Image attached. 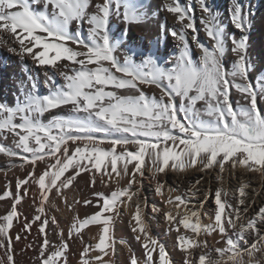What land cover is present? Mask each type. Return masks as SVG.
<instances>
[{
	"label": "snow or ice",
	"instance_id": "obj_1",
	"mask_svg": "<svg viewBox=\"0 0 264 264\" xmlns=\"http://www.w3.org/2000/svg\"><path fill=\"white\" fill-rule=\"evenodd\" d=\"M32 4L41 5L43 11L34 10ZM199 5L205 16L201 23L212 41L211 50L201 45L196 35H193L192 42L202 52L199 66L193 64L184 31H197L189 15L193 9L184 8L178 0H172L165 5V10L181 23V30L173 29L169 32L164 26L161 28L175 38L182 48L175 67L166 71L157 66L151 54L141 64L134 63L131 57H125L121 64L114 55L121 40L127 38L130 26L147 21L148 12L144 0H99L94 4L95 11L92 12L89 11L92 0H0V45L5 46L22 62L30 59L38 68H43L47 77L45 84L49 88L48 95H38L37 82L28 73L24 99L15 107L0 105V136L7 139L5 134H11L14 149H19L16 151L0 145V153L9 158L10 168L19 167L24 170L26 165L31 168L24 177L16 178L15 193L6 184L5 190L0 194V201L10 199V208L0 216V264H19L16 245L27 239V235L21 233L30 234L37 222V235L43 239L38 245L36 264H57L61 258L62 264H70L69 241L75 243L81 229L90 223L103 226L99 241L94 247L104 253L106 240L110 239V229L114 226L116 216L120 215L118 202L125 203L121 197L131 201L138 195L139 188L136 192L131 189L134 183H140L137 175L143 178L145 171L151 173V180H156L157 174L165 173L166 168L182 171L188 167L206 174V170L219 169L220 179H223V173L234 171L242 174L259 173L264 177V114L258 110V98L264 100V84L257 89L249 79L248 37L244 35L239 40L232 39L231 52L236 59L232 71H226L222 64V57L226 53L223 28L217 22L207 0H199ZM113 16L125 26L123 36L115 40L109 32L110 18ZM230 20L242 33L252 27V13L244 11L237 0H233ZM85 23L89 25V42L80 38L79 31L74 34L69 31L70 26L75 25L78 30ZM71 45H76L79 50ZM50 53L53 55L50 56ZM79 57L83 58L78 59ZM60 61L69 63H59ZM89 65L96 67L89 68ZM49 68H54L64 77V87L55 86L53 76L48 72ZM65 70L72 74L69 75ZM25 71L27 73L26 67ZM260 79L264 78H258ZM141 85H154L160 91L159 99L146 96ZM233 88L241 94V100L246 102L239 112L231 103L230 92ZM106 89L134 90L138 95H120ZM198 102H203L206 106L203 115L209 119L202 118L201 111L196 108ZM64 106H71L72 115L54 117L47 124L40 121L39 117L44 113ZM17 118L20 123L15 122ZM97 133L101 135H95ZM105 144L108 145L107 148L103 147ZM129 146L134 150H130ZM177 148L180 150L177 151ZM12 158H18L19 165L11 163ZM38 162L46 165L39 172ZM121 163L122 167L118 171V164ZM70 168L72 174L65 176ZM81 172L89 174L90 185L96 183L98 175L102 184L105 183L103 177L111 178L112 173H116L121 179L125 176L130 178L126 187H118L111 192L110 197L93 192L98 200L103 201L102 206L82 220L73 218L67 238L63 230H60L55 233L59 237V243L52 244L47 229L51 226L59 228V224L54 216L49 219L48 209L45 207V202L49 200L48 194L55 189L54 196H65L63 190H71ZM195 184L199 185L200 180H196ZM33 186V212L29 219L19 210L18 205L30 194ZM194 187L195 185L189 189L192 196L197 194L192 191ZM247 187L244 184L239 188L235 207L222 202V195L227 193L217 190L213 198L214 215H209V219L214 222L208 225L200 223L204 201L199 202L198 207L193 206V209L185 211L177 221L180 205L188 209V201L181 195L175 196L177 214L174 216L166 211L164 219L173 225L169 230L174 229L178 233L174 246L184 253L183 264L227 262L212 260L210 253L204 251L198 260L190 259L194 254H190L188 248H199L200 242L180 234L181 225L197 235L203 232L211 236L218 231L220 239L215 243H223L225 246L216 247L215 251L222 258L228 256L231 264H264L256 256L257 253L264 255V234H261L258 227V222L264 224V206L243 222V214L250 207ZM163 188L164 185L157 181L155 192L162 196ZM73 199L76 200V197ZM76 202L93 206V201L87 198ZM167 203L174 204V201L170 197ZM51 206L57 207L56 204ZM226 208L231 211H226ZM152 210L154 213L161 211L155 206ZM114 211L115 216L109 215L102 219L103 213ZM142 215L143 209L137 203L135 212L131 213L136 226H132L131 231L143 234V239L150 242L151 247L149 243L142 244L145 249L144 259L138 260L133 254L129 264H169L165 246L158 245V240L148 234L146 220L142 219ZM21 218L24 222L13 237L11 229ZM193 218L195 222L190 223ZM229 229L233 230L232 234ZM140 234L135 235L137 241L141 240ZM253 235L256 241L248 245V237ZM242 241L248 246L242 247ZM33 247V243H26L20 252L24 254ZM157 247L158 260L152 254ZM209 247L205 241L204 248ZM90 248L92 245H84L78 264H88L85 256ZM115 251L113 247L112 252ZM96 259L100 260L101 257L97 256Z\"/></svg>",
	"mask_w": 264,
	"mask_h": 264
},
{
	"label": "bare ground",
	"instance_id": "obj_2",
	"mask_svg": "<svg viewBox=\"0 0 264 264\" xmlns=\"http://www.w3.org/2000/svg\"><path fill=\"white\" fill-rule=\"evenodd\" d=\"M97 2H99V0H92V6H90L89 9L90 12L95 11L94 4ZM171 2L172 0H144L145 8L148 12L147 21L141 25L130 26L127 30V38L121 40L116 53H114L121 64L124 62L125 57H131L134 63L141 64L143 63V60L151 54V58L156 62L158 67L166 71H171V69L175 67L182 45L171 35L162 31L161 28V26H164L169 32L173 29L176 31L181 30V23L177 22L173 15L165 10V5ZM178 2L184 8L191 7L193 9L189 15L192 17L197 31H184L189 44V57L193 64L199 66L202 52L196 47V44L192 42V36L196 35L199 43L207 47L209 50H211L212 47V41L207 36L201 23L205 16L200 8L199 0H178ZM237 3L242 5L244 11H250L252 13V27L246 33L240 32L231 23L230 11L233 7V0H207L209 8L215 15L217 22L223 28L222 31L225 39L226 53L224 57H222V64L224 65L225 70L231 72L236 59L235 55L231 52L232 39L235 38L236 40H239L242 36L247 35V57L250 64L248 75L253 85L258 89L264 84V79L258 80V78H264V0H237ZM32 8L38 12L43 11L41 5L32 4ZM88 28L89 25L85 23L78 30L75 28V25L70 26L69 31L73 34L79 31L80 38L85 40V42H89ZM109 32L110 36L115 40V38L123 36L125 26L119 19L113 16L110 18ZM25 43H27V41H25ZM71 46L74 49L79 50L76 45ZM40 50L41 49H34V51ZM141 53H143V55H141ZM49 55L51 56L53 54L50 53ZM82 58L83 57H79L78 59ZM59 63L69 62L60 61ZM105 66L108 65L105 64ZM25 67L27 68V73ZM72 67L78 68L79 65H72ZM88 67L95 68L96 65H89ZM48 72L53 76L55 86H65L66 81L64 77L57 73L54 68H49ZM28 73H30L37 82V94L40 96L48 95L49 88L45 84L47 77L43 68H38L30 59L22 62L16 55L10 53L5 46L0 45V105L15 107L24 99V95L27 91L26 85L28 84V81L26 77ZM68 74L71 75L72 73L68 71ZM117 75L120 74L117 73ZM164 84L166 86L167 82L165 81ZM141 89L149 98L159 99L160 91L154 85H141ZM106 90L116 91L120 95H138L134 90ZM230 99L233 108L237 112L246 105V102L241 100V94L234 88L231 89ZM176 103L178 106L179 98H177ZM70 107L71 106H64L46 112L40 116L39 119L42 123L47 124L54 117H68L72 115ZM199 107H203V102L196 105V108ZM203 108L205 109V107ZM258 110L261 114H264V100L259 98ZM182 118L183 117L181 116V119ZM202 118L209 119L206 115H202ZM15 122L20 123L18 118ZM5 135L8 138L5 139V136H0V145L14 149L11 134ZM95 135L99 136L101 134L97 133ZM72 147L74 148L75 146ZM103 147L107 148L108 145L105 144ZM14 150L19 151V149ZM9 163V158L0 153V194L5 190L6 184L10 185L11 192L15 193L16 178L24 177L26 171L31 170L27 165L24 170H21L19 167L10 168ZM11 163L19 165L20 161L18 158H12ZM45 166V164L38 162L37 172L42 171ZM150 166L151 165H149V167ZM131 168L132 165L129 166V169ZM119 170L120 168H118V171ZM108 171H111L110 163ZM206 171L207 174L205 172L196 171L193 167H188L182 171H173L170 168H166L165 173L157 174L156 180H151V173L148 171L144 172L143 178L137 175V180H139L140 183H134L131 191L136 192L139 188V193L137 196H134L131 201H128L126 197H121V200L125 201V203L118 202L117 207L120 215L116 216L114 226L110 229V239L106 240L104 253H100L98 250H95L94 247L99 241L103 226L99 223H90L81 229L79 236L75 239V243L69 241V244L71 245V251L68 253L70 264H78L80 253L83 250L84 245H92V248L89 249V252L85 256L88 260V264H129L130 257L133 254L138 260H143L145 249L142 247V244L149 243V247H151V245L150 242L143 239V234L140 233L137 234L141 235V240L137 241L135 238V235L137 234H134L131 231V227L136 226L135 221H132L131 219V213L135 212V206L137 203H139L143 209L142 219L146 220L148 234L158 240V245L163 244L165 246L166 258L168 259L169 264H183L184 261V253H182L178 247L174 246L178 233L174 229L170 231L169 229L172 228L173 225L169 224L164 219V212L166 211H170L174 216L177 214L178 209L175 207L176 195H181L188 201V209H185L184 205H180V216L177 217V221L184 215L185 211L193 209V206L198 207L199 202L204 201V207L201 210L202 215L200 217L201 225H208L214 222V220L209 219V215H214L213 210L215 205L213 203V198L217 190L222 191V193H227L226 195H222V202H226L235 207L237 205L239 188L244 184L248 185L246 192L250 207L248 212L243 214V222H246L248 218L253 217L258 209L261 206H264V177H261L259 173L242 174L239 171L225 172L222 174L223 179H220L221 174H219V169H216L215 171ZM69 174H72L71 168L65 173V176ZM88 176V173L81 172V174L77 176V181L71 186V190H63L65 196H54L53 193L55 192V189H53L52 193L48 194L49 200L45 202V207L48 209L49 219L54 216L59 224V228L51 226L47 229L48 238L51 240L52 244L59 243V237L55 233L60 230H63L64 236L67 238L68 228L70 227L73 218H79L82 220L86 215L90 216L99 206H102L103 201L98 200V198L92 194L93 192L104 193L110 197L111 192L115 191L118 187H126L127 180L130 178L129 176H125L121 179L116 173H112L111 178L109 176L103 177L105 183L102 184L100 183V175H98L96 183L90 185L88 183ZM196 180H200L199 185L195 184ZM117 181H119V184H117ZM157 181L164 185L162 196L155 192ZM193 185H195V187L192 188V191H196L197 193L195 196L190 195L189 192L190 187ZM33 191H35V186L32 187L30 194L25 197L21 205H18L19 210L29 219H31L33 212ZM73 197H76V200H74ZM170 197L173 199L174 204L167 203V200ZM84 198L91 199L93 201V206H85L82 202H76L77 200L82 201ZM51 204H56L57 207H52ZM129 205H131V208H129ZM153 206L161 211L154 213L152 210ZM240 207L243 208V206ZM9 208L10 199L6 198L5 200L0 201V216H3ZM226 211H231V209L226 208ZM109 215L115 216V211L113 213H103L102 219ZM23 222V218H21L19 223L14 224V227L11 229L13 237L18 231H20ZM194 222L195 218L190 220V223ZM222 222H224L223 216ZM173 223L175 224L176 222ZM38 224L39 222L33 225L30 234L21 233V235H27V239L16 245V259L19 264H36L38 245L43 239V237H38L37 235ZM258 227L261 230V234H264V224L258 222ZM228 231L230 234L233 232L232 229H229ZM179 233L200 242L199 248H188V252L194 254L190 256V259L198 260L199 255L204 251L210 253L212 260H221L222 262L231 264L228 256L222 258L215 251L216 247L225 246L223 243H220L219 245L215 243L216 240L220 239L218 231L213 232L211 236L203 232L197 235L190 230L184 229L181 225L179 226ZM113 240L115 241L114 244L112 243ZM205 241L210 246L209 248H204ZM255 241L256 238L254 235L248 237V245ZM26 243H33L34 247L27 249L26 253L21 254L20 250L25 247ZM248 245H245L243 241L241 242L242 247H247ZM113 247L116 249L115 253L112 252ZM152 254L158 260V247L153 250ZM228 255L230 256L231 254L229 253ZM97 256H100L101 259L97 260ZM256 256L259 260L264 261V255L257 253ZM244 258L247 260V256ZM57 264H62V258L57 261Z\"/></svg>",
	"mask_w": 264,
	"mask_h": 264
},
{
	"label": "rangeland",
	"instance_id": "obj_3",
	"mask_svg": "<svg viewBox=\"0 0 264 264\" xmlns=\"http://www.w3.org/2000/svg\"><path fill=\"white\" fill-rule=\"evenodd\" d=\"M198 103H200V102H198ZM203 107H206L204 104H203ZM203 107H199V108H197V110H199V111H201V114L203 115V111H204V108ZM130 147V150H134V149H131V146H129ZM181 148H182V146H180ZM177 151H179L180 149L179 148H177L176 149ZM171 163V162H170ZM131 165V164H130ZM129 165V166H130ZM121 166H122V163L121 164H118V168H121Z\"/></svg>",
	"mask_w": 264,
	"mask_h": 264
}]
</instances>
